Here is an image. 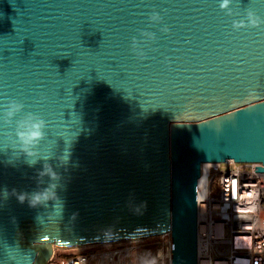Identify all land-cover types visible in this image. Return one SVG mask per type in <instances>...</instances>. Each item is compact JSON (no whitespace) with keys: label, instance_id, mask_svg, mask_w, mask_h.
Wrapping results in <instances>:
<instances>
[{"label":"water","instance_id":"water-1","mask_svg":"<svg viewBox=\"0 0 264 264\" xmlns=\"http://www.w3.org/2000/svg\"><path fill=\"white\" fill-rule=\"evenodd\" d=\"M226 159L264 172V0H0V264L164 233L198 264Z\"/></svg>","mask_w":264,"mask_h":264},{"label":"built area","instance_id":"built-area-1","mask_svg":"<svg viewBox=\"0 0 264 264\" xmlns=\"http://www.w3.org/2000/svg\"><path fill=\"white\" fill-rule=\"evenodd\" d=\"M259 166L234 159L202 164L198 264H264V172ZM141 239L106 242L98 249L66 255L55 248L48 264H133L143 247Z\"/></svg>","mask_w":264,"mask_h":264},{"label":"rangeland","instance_id":"rangeland-1","mask_svg":"<svg viewBox=\"0 0 264 264\" xmlns=\"http://www.w3.org/2000/svg\"><path fill=\"white\" fill-rule=\"evenodd\" d=\"M170 233L152 235L139 240L143 247L139 248L134 256L133 264H170ZM106 243L90 245L66 246L56 249L58 253H82L91 249L104 247Z\"/></svg>","mask_w":264,"mask_h":264},{"label":"clouds","instance_id":"clouds-1","mask_svg":"<svg viewBox=\"0 0 264 264\" xmlns=\"http://www.w3.org/2000/svg\"><path fill=\"white\" fill-rule=\"evenodd\" d=\"M227 3V0H225ZM44 126V122L37 120L35 123H32L25 131L18 133L19 138L24 143H31L42 136L41 128Z\"/></svg>","mask_w":264,"mask_h":264},{"label":"bare ground","instance_id":"bare-ground-1","mask_svg":"<svg viewBox=\"0 0 264 264\" xmlns=\"http://www.w3.org/2000/svg\"><path fill=\"white\" fill-rule=\"evenodd\" d=\"M203 166H205L206 167V163L205 164H203ZM200 182H202V178L200 179ZM92 244H95V243H92ZM87 245V244H86ZM88 245H90V244H88ZM79 246V245H78Z\"/></svg>","mask_w":264,"mask_h":264}]
</instances>
